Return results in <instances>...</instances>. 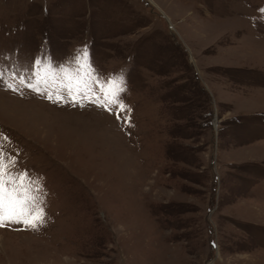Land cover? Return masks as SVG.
I'll use <instances>...</instances> for the list:
<instances>
[{
    "label": "rangeland",
    "instance_id": "1",
    "mask_svg": "<svg viewBox=\"0 0 264 264\" xmlns=\"http://www.w3.org/2000/svg\"><path fill=\"white\" fill-rule=\"evenodd\" d=\"M0 72V264H264V0H0Z\"/></svg>",
    "mask_w": 264,
    "mask_h": 264
},
{
    "label": "snow or ice",
    "instance_id": "2",
    "mask_svg": "<svg viewBox=\"0 0 264 264\" xmlns=\"http://www.w3.org/2000/svg\"><path fill=\"white\" fill-rule=\"evenodd\" d=\"M76 63L80 68H86L88 71L85 75L91 79L95 75V70L92 68L88 61V54L85 50L78 57L75 58ZM39 64L40 61H35ZM63 71L67 73L69 70L64 68ZM13 75H16L15 73ZM76 75L79 77V68L76 70ZM0 79H3V73L0 72ZM98 80V78H97ZM77 83H80L79 79ZM99 86L105 91V98L108 104H116L121 109L124 108L122 103H118L120 93L126 91V84L123 78L118 80H109L107 84L103 81H99ZM9 88L14 89V86L9 84ZM39 92V88H35ZM69 92V100L72 103L80 104L81 100H78L75 95H72V88L69 85L67 87ZM49 99H52V95H48ZM85 98H88L85 96ZM96 103L100 106L99 98L93 97ZM54 102H67L64 101L62 96H57ZM15 164V160L12 164L5 161L3 157H0V227L5 226L8 223L22 224L26 229L36 230L46 220V211L44 208V200L41 195L43 193V185L39 181V178H31L30 175L24 171L15 173L12 166Z\"/></svg>",
    "mask_w": 264,
    "mask_h": 264
}]
</instances>
